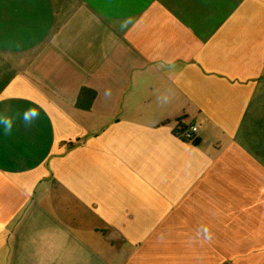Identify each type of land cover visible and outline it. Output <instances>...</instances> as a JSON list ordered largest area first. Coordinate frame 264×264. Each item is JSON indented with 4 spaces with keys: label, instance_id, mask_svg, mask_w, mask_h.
I'll list each match as a JSON object with an SVG mask.
<instances>
[{
    "label": "crops",
    "instance_id": "0c3cea01",
    "mask_svg": "<svg viewBox=\"0 0 264 264\" xmlns=\"http://www.w3.org/2000/svg\"><path fill=\"white\" fill-rule=\"evenodd\" d=\"M0 113V264H264V0H0Z\"/></svg>",
    "mask_w": 264,
    "mask_h": 264
},
{
    "label": "clouds",
    "instance_id": "9594fccd",
    "mask_svg": "<svg viewBox=\"0 0 264 264\" xmlns=\"http://www.w3.org/2000/svg\"><path fill=\"white\" fill-rule=\"evenodd\" d=\"M39 115L40 113L37 108L29 107L26 108L22 114H20L19 119L23 122L25 127H30L32 126L33 122L39 118ZM14 122L13 116H10L6 113H0V126H2L5 135L11 134ZM201 232L203 233L205 240L211 239V233L206 227L201 229Z\"/></svg>",
    "mask_w": 264,
    "mask_h": 264
},
{
    "label": "trees",
    "instance_id": "16d2710c",
    "mask_svg": "<svg viewBox=\"0 0 264 264\" xmlns=\"http://www.w3.org/2000/svg\"><path fill=\"white\" fill-rule=\"evenodd\" d=\"M95 97L96 92L93 89L81 87L76 98L75 106L82 110H89ZM185 129H187V126L182 125L181 121H177L175 134L178 137H180Z\"/></svg>",
    "mask_w": 264,
    "mask_h": 264
},
{
    "label": "built area",
    "instance_id": "2783aa9c",
    "mask_svg": "<svg viewBox=\"0 0 264 264\" xmlns=\"http://www.w3.org/2000/svg\"><path fill=\"white\" fill-rule=\"evenodd\" d=\"M197 131L198 127L196 125L187 126V129L182 132L180 138L187 142H194Z\"/></svg>",
    "mask_w": 264,
    "mask_h": 264
}]
</instances>
